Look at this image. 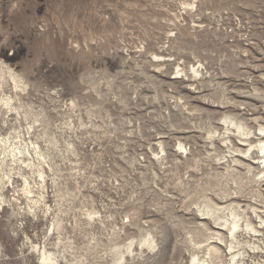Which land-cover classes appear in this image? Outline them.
<instances>
[{"label": "rangeland", "instance_id": "1", "mask_svg": "<svg viewBox=\"0 0 264 264\" xmlns=\"http://www.w3.org/2000/svg\"><path fill=\"white\" fill-rule=\"evenodd\" d=\"M0 17V45L9 44L10 53L15 38L23 43L22 59L41 68L46 91L61 90L55 108L44 98L60 141L44 149L54 165L46 167L48 203L63 219L64 242L76 245L66 256L109 264L112 237L124 244L142 229H152L159 244L127 253L130 264H187L192 251L201 253L188 240L201 220L196 203L205 195L219 202L216 191L237 186L225 164L212 162L195 114L175 100L184 95L213 111L212 99L226 88L242 103L236 112L264 116V0H0ZM161 50L172 58L185 54L191 63L196 54L206 56L216 79L195 81L188 94L187 82L169 83L173 66L155 67L152 52ZM71 99L77 106L69 109ZM193 130L195 156L186 157L175 151L176 134ZM160 139L164 160L154 156ZM237 169L241 186L246 170ZM87 210L97 211L94 219ZM11 212L9 205L0 210V264H39L14 227L23 223L35 243L44 242L53 214L37 220ZM223 256L218 264H228Z\"/></svg>", "mask_w": 264, "mask_h": 264}, {"label": "bare ground", "instance_id": "2", "mask_svg": "<svg viewBox=\"0 0 264 264\" xmlns=\"http://www.w3.org/2000/svg\"><path fill=\"white\" fill-rule=\"evenodd\" d=\"M2 30L0 17V32ZM47 33L48 30H45V34ZM8 45H0V210L9 205L11 215L18 217L19 214H28L37 220L53 214L46 225L44 242L35 243L24 230L25 226H21L23 223L14 227V231L23 230L27 243H30L37 254L39 264H94L88 259L66 256V248L73 250L76 245L64 242L63 219L48 203L46 167L53 169L54 165L44 145L57 146L60 141L50 130L51 117L44 98H50L51 105L55 108L60 101L61 90L55 89L50 93L48 88L46 91L41 68L34 62L22 59L25 50L23 43L15 38L10 46V53ZM161 52L162 50L152 52L155 67H159L161 71L163 67L173 66L174 75L170 77L169 83L187 82L188 94L195 81L204 86L216 79L205 65L207 57L204 55L196 54V62L191 63L185 54L184 58H172ZM179 59L183 60L180 62ZM248 79L255 90H260L252 77ZM221 92V96L212 99L213 107H216L213 111L196 106L190 97L184 95L175 100L176 107L188 111V115L195 114L193 119L199 122L196 126L203 131V141L214 151L209 153L212 162L215 165L225 164L226 176H230L237 186L235 190L230 188L232 191L229 192L221 188L216 191L220 203L207 195L202 202L196 203L201 220L196 228L189 230L188 240L202 250L201 253L198 250L192 251L187 264H218L217 261H222L224 252L229 255L228 264H251L257 259L260 264H264V116L248 118L241 115L236 110L242 109V103L238 104L227 94L226 88ZM68 106L69 109L76 107V100L71 99ZM5 126L7 127L4 128ZM194 131L197 130L177 132L183 135L176 134V152L186 154V157L195 156L192 151L197 146V141L195 134H190ZM157 144L159 151L154 150L155 159H166L168 150L165 141L160 139ZM198 162L199 159L197 164ZM239 165L246 170L241 186H238L236 178ZM217 174L223 175L222 171ZM18 181L21 183L18 184ZM9 190L13 191L12 196L7 195L6 191ZM247 190L250 194L244 193ZM245 199L248 200L243 201ZM84 213L89 219H94L97 211L87 210ZM209 221L212 227L209 226ZM51 234H56L57 241H49ZM135 237H129V241L124 244L112 237L113 257L109 264H130L127 253L134 254L137 249L142 251L145 246L154 249L159 244L152 229H142L139 237Z\"/></svg>", "mask_w": 264, "mask_h": 264}]
</instances>
